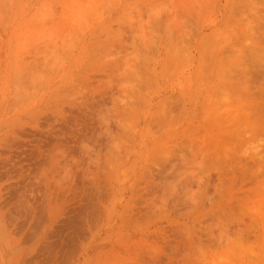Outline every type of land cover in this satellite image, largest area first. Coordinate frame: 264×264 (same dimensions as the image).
<instances>
[{
	"label": "rangeland",
	"instance_id": "374dc122",
	"mask_svg": "<svg viewBox=\"0 0 264 264\" xmlns=\"http://www.w3.org/2000/svg\"><path fill=\"white\" fill-rule=\"evenodd\" d=\"M263 45L264 0H0V264H264Z\"/></svg>",
	"mask_w": 264,
	"mask_h": 264
},
{
	"label": "bare ground",
	"instance_id": "6f19581e",
	"mask_svg": "<svg viewBox=\"0 0 264 264\" xmlns=\"http://www.w3.org/2000/svg\"><path fill=\"white\" fill-rule=\"evenodd\" d=\"M247 20V21H246ZM245 20V22H247L246 24H248L249 22L248 21H250V23L249 24H252L251 23V21H252V19L251 20H249L248 18ZM246 24H245V26H246ZM250 26V27H249ZM252 26H254L253 24H252ZM226 27V26H225ZM224 27V28H225ZM249 29H251V25H248L247 26ZM246 28V27H245ZM252 28H255V27H252ZM261 30V29H260ZM230 32V31H229ZM242 32H243V30H242ZM244 33V32H243ZM226 34H228V33H226ZM247 34V33H246ZM245 34V35H246ZM229 36L227 37V40H226V42H225V44L227 45H225V47H220V46H216V48L217 49H215L214 50V58H213V62H216L218 65L219 64H221L222 62H221V59H220V55H219V52L218 51H221V53L223 52V50H224V48H225V50H226V48H227V50H230V48H232V49H236L237 51H239L238 52V55H239V53H240V51H241V48L238 46V45H234L233 43H231V38H230V34H228ZM241 36H242V33L240 34ZM225 36V35H224ZM260 36V35H259ZM262 36V35H261ZM253 38V37H252ZM256 39V38H255ZM259 39V38H258ZM257 39V40H258ZM252 41V40H251ZM108 43V42H107ZM261 45V44H260ZM100 46H101V44H100ZM264 46V45H263ZM263 46H262V48H263ZM230 47V48H229ZM229 48V49H228ZM105 49V48H104ZM103 49V51H105V53H107V49H105L104 50ZM231 49V50H232ZM224 50V52H225V55L226 54H229V52L226 50L225 51ZM223 52V53H224ZM226 52H228V53H226ZM256 52V51H255ZM254 52V53H255ZM101 53V52H100ZM255 55V54H254ZM257 55V54H256ZM255 55V56H256ZM212 56V55H211ZM228 57H229V55H228ZM234 58V57H233ZM232 59V58H231ZM236 59H237V57H236ZM233 60V59H232ZM232 60L230 61V62H232ZM216 64V65H217ZM217 65V66H218ZM89 66V65H88ZM220 67V66H219ZM248 67V69L250 70V68H249V66H247ZM247 67L245 68V66L242 68H240V71H241V73H242V78H243V81L244 82H242L241 84H240V92L237 94H234V98H232L231 100H229L227 97V99L229 100V101H226V102H223L222 103V101H221V103H219V107H218V105L216 106V104L215 105H212V107H210V108H212V109H210V108H208L207 110H204V113H206L205 111H211V112H207V114H204L202 117L204 118V121H202V123H200L199 122V124H201L202 125V127H203V129H204V133H203V135H201V136H199V138L201 139V140H204V141H206V143H208L209 142V140L214 136V133H218V131H219V129H220V125L223 123V121H224V119L226 118V116H229L230 114H233V113H235L236 111H237V108H239V104H242V105H245L246 106V102H248V98H250V97H254L255 96V94H250V93H252V92H250L251 91V88H253L256 84L254 83V81H253V78L254 77H248V76H246V73H245V70H246V72L248 73V72H250V71H248L247 70ZM215 69V68H214ZM225 69V68H224ZM224 69L222 68V67H220L219 69H216L218 72H219V75L221 74H223V73H221V72H224ZM21 70V69H20ZM215 70V71H216ZM214 71V72H215ZM249 74V73H248ZM251 74V73H250ZM214 75V74H213ZM46 76V75H45ZM44 76V77H45ZM253 76V75H252ZM214 77H215V75H214ZM219 77V76H218ZM218 77H217V79H218ZM48 82V81H47ZM81 82V81H80ZM72 83V82H71ZM259 84V83H258ZM77 85V84H76ZM207 85H209V84H207ZM216 84H214V83H211L210 84V88H212V87H214ZM260 85V84H259ZM206 86V85H205ZM261 86V85H260ZM264 87V86H263ZM40 88V87H39ZM203 88V87H202ZM259 89H257V90H260V92H261V90L262 89H260V87H258ZM262 88V87H261ZM73 89V88H72ZM254 89H255V87H254ZM54 90V89H53ZM203 90V89H202ZM207 90V89H206ZM212 90V89H211ZM48 91V90H47ZM210 91V90H209ZM206 92V91H205ZM208 92V91H207ZM206 92V93H207ZM264 92V91H263ZM253 93H254V91H253ZM56 94H57V92H56ZM54 97V96H53ZM194 98V97H193ZM196 99V98H195ZM194 100V99H193ZM208 105V104H207ZM210 105V104H209ZM204 107H206V105L204 106ZM207 108V107H206ZM202 115V114H201ZM207 115V116H206ZM190 116V115H189ZM204 116H206V117H204ZM190 118V117H189ZM200 118V117H199ZM202 118V119H203ZM191 120V119H190ZM194 153H195V155L196 156H198V155H200V154H204V155H206L207 153H206V148L204 147V146H202V145H198L197 146V148L196 149H194ZM195 158L194 157H192V160H194ZM262 176H264V171H263V174H262ZM239 242H241V237L240 236H238V243Z\"/></svg>",
	"mask_w": 264,
	"mask_h": 264
}]
</instances>
